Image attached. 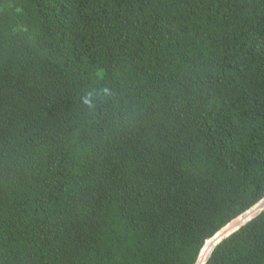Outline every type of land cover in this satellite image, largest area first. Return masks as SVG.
<instances>
[{
    "label": "trees",
    "instance_id": "trees-1",
    "mask_svg": "<svg viewBox=\"0 0 264 264\" xmlns=\"http://www.w3.org/2000/svg\"><path fill=\"white\" fill-rule=\"evenodd\" d=\"M262 199L264 0H0V264H196Z\"/></svg>",
    "mask_w": 264,
    "mask_h": 264
},
{
    "label": "bare ground",
    "instance_id": "bare-ground-1",
    "mask_svg": "<svg viewBox=\"0 0 264 264\" xmlns=\"http://www.w3.org/2000/svg\"><path fill=\"white\" fill-rule=\"evenodd\" d=\"M264 209V199H262L258 204H256L254 207H252L250 210L233 220L231 223H229L227 226H225L223 229H221L218 233L219 236L216 237V240H220L221 238L226 237L227 235L231 234L232 232L236 231L240 227H242L245 223H247L249 220L254 218L257 214H259ZM216 240H213L212 243L209 245L208 241H206L204 248L200 252L198 261L196 264H205L210 253L212 252Z\"/></svg>",
    "mask_w": 264,
    "mask_h": 264
},
{
    "label": "snow or ice",
    "instance_id": "snow-or-ice-1",
    "mask_svg": "<svg viewBox=\"0 0 264 264\" xmlns=\"http://www.w3.org/2000/svg\"><path fill=\"white\" fill-rule=\"evenodd\" d=\"M249 227H251V225H249ZM220 234L217 232L216 233V235L215 236H211V234H210V239L208 240V244L210 245L211 243H212V241L213 240H216V237L217 236H219ZM238 237H236V236H234L233 237V239H237ZM229 242H231V241H229ZM216 243H220V241L219 240H216ZM199 246L201 247V248H203L204 247V239L201 237L200 238V241H199ZM214 258V257H213Z\"/></svg>",
    "mask_w": 264,
    "mask_h": 264
},
{
    "label": "water",
    "instance_id": "water-1",
    "mask_svg": "<svg viewBox=\"0 0 264 264\" xmlns=\"http://www.w3.org/2000/svg\"><path fill=\"white\" fill-rule=\"evenodd\" d=\"M256 216H257V215H256ZM256 216H255V217H256ZM255 217H254V218H255ZM254 218H252V219H254ZM252 219H251V220H252ZM251 220H249V221H251ZM249 221H248V222H249ZM248 222H247V223H248ZM247 223H245V224H247ZM245 224H244V225H245ZM244 225H243V226H244ZM240 228H241V227H240ZM240 228H239V229H240ZM237 230H238V229H237ZM237 230H236V231H237ZM236 231H234V232H236ZM234 232H232L231 234H233ZM231 234L227 235V236L224 237V238H221L219 241L221 242V241L224 240L225 238L229 237ZM218 244H219V243H216L215 246H217ZM204 246H205V245H204ZM215 246H214V247H215ZM203 248H204V247H203ZM213 249H214V248H213Z\"/></svg>",
    "mask_w": 264,
    "mask_h": 264
},
{
    "label": "rangeland",
    "instance_id": "rangeland-1",
    "mask_svg": "<svg viewBox=\"0 0 264 264\" xmlns=\"http://www.w3.org/2000/svg\"><path fill=\"white\" fill-rule=\"evenodd\" d=\"M258 215V214H257Z\"/></svg>",
    "mask_w": 264,
    "mask_h": 264
}]
</instances>
